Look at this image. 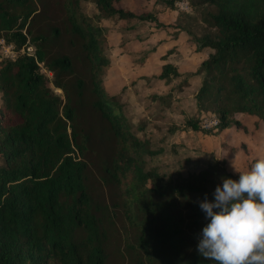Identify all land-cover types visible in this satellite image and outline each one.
<instances>
[{"label":"trees","instance_id":"1","mask_svg":"<svg viewBox=\"0 0 264 264\" xmlns=\"http://www.w3.org/2000/svg\"><path fill=\"white\" fill-rule=\"evenodd\" d=\"M83 0H53L57 21L45 0H0V38L33 54L0 58V264H110L107 219L124 215L131 264H218L198 254L207 223L199 201L229 173L215 162L185 176L145 168L155 155L149 141L131 129L114 97L101 86L109 62L102 33L80 10ZM105 18L158 23L135 14L122 0H91ZM207 7L203 16L214 35L197 39L210 49L193 75L201 78L196 106L217 118V129L247 130L242 118L264 131V0H159ZM64 38L76 52L53 51ZM45 71V73L42 72ZM83 73H82V71ZM180 76L164 63L158 79ZM61 91V95L54 92ZM99 119L110 140L100 181L119 191L111 205L95 200L89 182V135L79 127L85 110ZM183 128L202 131L196 119ZM206 132V131H205Z\"/></svg>","mask_w":264,"mask_h":264},{"label":"rangeland","instance_id":"2","mask_svg":"<svg viewBox=\"0 0 264 264\" xmlns=\"http://www.w3.org/2000/svg\"><path fill=\"white\" fill-rule=\"evenodd\" d=\"M45 1L50 5L51 16L59 21L63 17L59 11L61 5H53V0ZM182 3L170 9L159 0L120 2L123 9L135 14L155 15L163 26L151 21L105 18L91 0L80 3L81 12L101 29L102 49L109 62L103 70L101 86L107 97H114L121 105L130 129L141 139H147L150 149L155 151V155L145 157L146 169H156L165 176H185L217 162L238 176L258 157L264 156V131L260 126L254 127L247 118H242L246 131L237 128L218 131L215 125L202 126L204 119L217 118L199 111L196 106L195 94L201 78L193 73L211 53L208 48L198 51L196 41L204 35L212 37L214 31L202 19L207 7L192 8ZM52 48L67 51L80 67L76 52L64 38L57 39ZM0 58H4L1 52ZM164 63L174 65L180 76L168 82L158 79ZM54 92L61 95L58 89ZM187 118L196 119L202 131L183 128ZM78 123L90 137L86 155L91 165L89 182L95 200L111 205L120 193L103 185L99 174V163L106 161L110 140L99 119L87 109ZM111 217L107 219L112 229L108 241L109 263L131 264L132 252L126 242L129 227L124 215L119 212L118 216Z\"/></svg>","mask_w":264,"mask_h":264},{"label":"clouds","instance_id":"3","mask_svg":"<svg viewBox=\"0 0 264 264\" xmlns=\"http://www.w3.org/2000/svg\"><path fill=\"white\" fill-rule=\"evenodd\" d=\"M211 195L199 201L207 223L198 254L218 264H264V156L238 178L222 177Z\"/></svg>","mask_w":264,"mask_h":264},{"label":"built area","instance_id":"4","mask_svg":"<svg viewBox=\"0 0 264 264\" xmlns=\"http://www.w3.org/2000/svg\"><path fill=\"white\" fill-rule=\"evenodd\" d=\"M182 5H187V3L184 2V3H182ZM21 50H23L22 52H27L28 54H33V48L31 46H27L26 48H22ZM0 52L4 58H9V59H14L18 55V51L15 50L12 45L6 44L2 38H0ZM42 72L45 73L44 70H42ZM217 122L218 121L215 118H212L209 120L204 119L202 121V126L204 128H209L213 125L216 126Z\"/></svg>","mask_w":264,"mask_h":264}]
</instances>
